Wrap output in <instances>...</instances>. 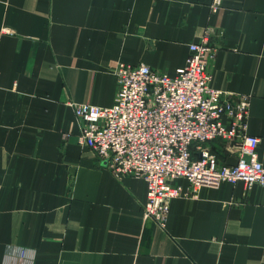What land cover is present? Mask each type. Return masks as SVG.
I'll list each match as a JSON object with an SVG mask.
<instances>
[{
    "label": "crops",
    "instance_id": "0c3cea01",
    "mask_svg": "<svg viewBox=\"0 0 264 264\" xmlns=\"http://www.w3.org/2000/svg\"><path fill=\"white\" fill-rule=\"evenodd\" d=\"M214 1L0 0V264H264L263 186L174 199L162 228L146 182L79 144L69 105L111 106L119 63L174 76L209 31L212 86L250 97L264 164V0Z\"/></svg>",
    "mask_w": 264,
    "mask_h": 264
},
{
    "label": "built area",
    "instance_id": "2783aa9c",
    "mask_svg": "<svg viewBox=\"0 0 264 264\" xmlns=\"http://www.w3.org/2000/svg\"><path fill=\"white\" fill-rule=\"evenodd\" d=\"M223 0H215L217 12ZM217 48L211 33L190 44L185 67L174 76L146 64L119 63L114 103L103 107L71 102L82 124L79 144L88 147L117 177L147 184L144 220L164 228L171 201L197 198L203 188L243 182L264 187L259 138L247 134L250 97L212 86L211 63ZM221 141L235 158L221 163L211 144ZM186 180L185 190L175 185Z\"/></svg>",
    "mask_w": 264,
    "mask_h": 264
}]
</instances>
